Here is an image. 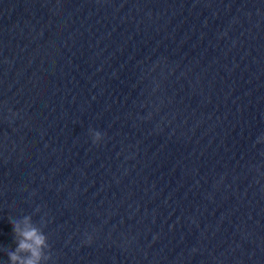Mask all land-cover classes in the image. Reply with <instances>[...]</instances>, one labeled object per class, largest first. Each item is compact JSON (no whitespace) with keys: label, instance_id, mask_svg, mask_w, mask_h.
Wrapping results in <instances>:
<instances>
[{"label":"water","instance_id":"obj_1","mask_svg":"<svg viewBox=\"0 0 264 264\" xmlns=\"http://www.w3.org/2000/svg\"><path fill=\"white\" fill-rule=\"evenodd\" d=\"M24 216L49 264H264V0H0V264Z\"/></svg>","mask_w":264,"mask_h":264},{"label":"clouds","instance_id":"obj_2","mask_svg":"<svg viewBox=\"0 0 264 264\" xmlns=\"http://www.w3.org/2000/svg\"><path fill=\"white\" fill-rule=\"evenodd\" d=\"M90 135L93 144H98L103 138L99 131L90 130ZM10 223L16 247L7 252L9 264H49L51 250L43 228L37 226L31 216L13 219Z\"/></svg>","mask_w":264,"mask_h":264}]
</instances>
